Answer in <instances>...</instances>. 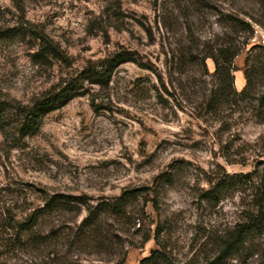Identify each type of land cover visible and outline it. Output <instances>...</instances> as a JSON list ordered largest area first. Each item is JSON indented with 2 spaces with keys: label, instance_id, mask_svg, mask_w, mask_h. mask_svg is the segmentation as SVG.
Instances as JSON below:
<instances>
[{
  "label": "rangeland",
  "instance_id": "1",
  "mask_svg": "<svg viewBox=\"0 0 264 264\" xmlns=\"http://www.w3.org/2000/svg\"><path fill=\"white\" fill-rule=\"evenodd\" d=\"M228 11L264 25V0H0V102L8 115L69 88L101 61L118 54L134 61L108 84L81 80L26 137L15 131L18 118L0 125V211L22 218L42 207L43 194L84 196L96 206L141 192L130 221L107 222L113 251L74 246L86 211L67 215L68 242L40 248L1 242L14 232L0 220V264H139L157 249V228L177 261L194 255L200 264H264V236L227 260L204 245L210 233L241 221L264 176V27L254 24L252 35L238 39L234 81L223 85L206 48L228 33ZM248 58L260 74L239 97L233 90L246 86ZM219 85L230 99L210 111ZM165 173L168 184L158 179ZM225 174L252 181L244 194L204 200L209 182Z\"/></svg>",
  "mask_w": 264,
  "mask_h": 264
},
{
  "label": "trees",
  "instance_id": "2",
  "mask_svg": "<svg viewBox=\"0 0 264 264\" xmlns=\"http://www.w3.org/2000/svg\"><path fill=\"white\" fill-rule=\"evenodd\" d=\"M224 17L227 18V32L223 38H220L215 45L206 48V58L212 59L215 64V74L219 78L220 83L225 85L229 81L232 85L234 81L233 72L234 62L243 51L240 47L239 38L243 34L254 33V24L262 25V22L257 20L254 16L241 11H228ZM190 34L192 29H188ZM235 36V37H232ZM45 41V40H44ZM256 47V46H255ZM53 50L49 44H42V51L47 54H52ZM192 50V49H191ZM190 50V53L192 51ZM134 62L132 58L125 54H118L110 59L99 62L95 68L87 69L84 77H80L77 81L70 83L69 88L58 90V92H49L33 103L23 108H12V115H8L6 104L0 102V125L5 124L8 118H18L15 123V131L19 132L22 137L28 136L30 131L35 130L39 126V120L45 111L55 102L65 99L70 92L75 90L80 81H91L93 85L108 84L115 72V70L123 64ZM247 69L244 72L246 79V86L237 93L233 90V94L237 96L245 95L253 83V77L260 74L258 68H252L250 59L246 60ZM218 92H213L210 96L208 106L210 111H214L217 107L229 100L228 89L219 85ZM264 99V91L262 94ZM10 112V110H9ZM3 128V127H2ZM5 130V129H4ZM162 183L168 184L171 175L165 173L158 177ZM252 181L251 177L244 175H223L217 176L215 181L209 182L210 188L204 195V200L218 198L216 203L225 199V192L230 190H237L244 194V186H248ZM261 183L252 187L251 201L252 205L249 209L241 212L242 219L230 228L220 229L214 233H210L204 242L205 246H215L219 252L220 259L227 260L236 255H239L246 245L257 237L264 236V176L260 179ZM141 192L129 191L125 192L119 197L112 200L104 201L93 206L90 199L84 196L72 195H54L49 197L47 194L42 195V207L29 209V212L22 218L12 215L6 210L0 211L2 219L1 224L4 230L14 232L13 239L4 240L1 242L9 244L14 242L20 246L44 247L52 246L58 241H69L74 231L68 227L71 233L68 235L63 230L67 220V215L77 214L81 211H86L87 216L82 223L76 228L73 235L72 243L80 249H92L96 254H104L114 250L115 243L113 240L112 230L106 228L107 222L113 220L117 224H124V221L131 220V205L137 201ZM154 209L157 206L153 205ZM53 220V221H51ZM127 221V222H128ZM50 226V229L45 233V227ZM161 232L158 228L154 231V241L157 249H155L148 257H145L139 264H200L197 261V256L188 261H177L173 253L168 250V245L161 237ZM151 237L146 239L150 241ZM5 246V245H4ZM54 246H57L54 244ZM210 264V263H207Z\"/></svg>",
  "mask_w": 264,
  "mask_h": 264
}]
</instances>
